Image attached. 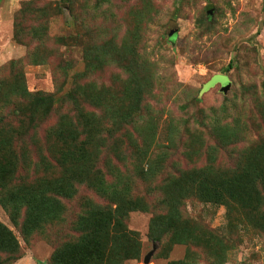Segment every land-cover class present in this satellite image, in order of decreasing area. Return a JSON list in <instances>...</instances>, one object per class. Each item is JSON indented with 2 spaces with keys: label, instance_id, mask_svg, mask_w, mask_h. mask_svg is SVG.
<instances>
[{
  "label": "rangeland",
  "instance_id": "374dc122",
  "mask_svg": "<svg viewBox=\"0 0 264 264\" xmlns=\"http://www.w3.org/2000/svg\"><path fill=\"white\" fill-rule=\"evenodd\" d=\"M99 1L0 0V223L23 254L14 264H48L79 236L83 213L111 207L115 193L146 208L124 221L134 242L108 233L138 251L123 264H264V0ZM26 2L59 6L47 18L50 41L29 21L14 39ZM70 35L83 46L55 41ZM73 151L106 194L62 183L75 195H51L52 224L24 238L30 199L12 192L56 184ZM199 172L206 186L228 178L227 205L186 190L178 211L189 223L178 226L188 241L150 240L152 217L168 214L160 188Z\"/></svg>",
  "mask_w": 264,
  "mask_h": 264
},
{
  "label": "trees",
  "instance_id": "16d2710c",
  "mask_svg": "<svg viewBox=\"0 0 264 264\" xmlns=\"http://www.w3.org/2000/svg\"><path fill=\"white\" fill-rule=\"evenodd\" d=\"M102 2L107 1H99L96 6L101 5ZM59 9V6L54 7V4L51 2L43 5H38L35 2L22 3L21 8L15 15L14 39L19 38L21 35L19 33L23 31L21 26H23V24L25 25L26 21H29V24L31 25L36 24L33 26L34 28L36 27V30L34 31L35 36L44 39L46 42L50 41L51 39L50 37L48 38L47 35L49 24L47 18L52 11ZM31 29L34 30L32 27ZM69 40L77 46H83L82 38L78 35L55 38V41L62 46L69 45ZM232 67L233 62L228 65L227 70H230ZM30 106L31 108L33 106V109L36 108L34 101L30 103ZM20 111L25 112L23 109H20ZM68 158L62 157L60 165L63 164L68 166L67 168L70 174L63 176L61 180L53 186L45 187L42 191H36V189L31 188L25 191L17 190L12 192V195L18 194L24 197L28 196L30 199L27 201V221L20 229L24 238H27L26 235H29V230L32 229V227L41 230L45 225L52 224V220L55 218V211L59 208V203L54 200L51 195L57 194L67 197L75 195V191L73 190L66 191V187L60 188L62 183H70L74 181L77 184H82L85 182L83 184H88L87 186L94 189L98 195L106 194L104 180L102 179V176L97 174L98 172H96L97 179L84 176V172L78 166L79 163H83L82 157H76V153L73 151L71 157ZM208 164L211 165L213 162L210 161ZM262 166L263 164L261 167ZM91 171L92 168L90 167L89 173ZM1 176L2 174H0V181L3 182ZM212 180H214L215 183L208 185L214 187L212 190H209L208 186L205 185L204 177L200 172L193 178H176L175 181L173 180L172 185L162 186L160 189H163V193L166 194L162 204L167 208L166 210H168V214L166 215L167 217H160L159 215L152 217L150 222V240L160 242L163 236L168 234L170 235L169 240L171 244H185L188 241L184 233L185 229L178 226V223L180 225H186L189 223L187 218L180 215V212L178 211L181 201L185 199V196L188 194H184L186 190H192L197 187V189L194 190H197L200 193H205L204 197H202L203 200L211 203L216 202L227 205L226 200L230 190L228 189L230 187V184H228V178H226V180L220 179L219 181H216L215 179ZM96 184L98 185L96 186ZM69 187L70 186L67 188ZM231 187L233 186L231 185ZM201 188H203L204 192H201ZM34 193L39 194V198L36 197V194ZM113 196L114 197H111L112 199L110 198L109 200L111 202V207L104 206L98 208L91 214H87V211L83 213L74 226L75 230L79 232V236L72 242L63 243L61 246L55 248L49 258L48 264H123V261L135 259L137 257L138 251L130 250L125 243L119 244L117 239L113 238L111 239V243H109L108 233L110 230L117 229L121 232L120 235L122 240L125 238L129 239V242H134L133 236L135 233L126 228L124 221H126L130 212L146 208L143 207V205H140L137 200L132 201L122 198L119 193H115ZM208 196H213V199H208ZM15 197L17 198L18 196L9 199L8 203H14L16 200ZM30 201H33L35 205H32ZM162 219H166L165 221L168 222L170 220L171 224L166 229L158 231L157 229L160 226L158 221ZM166 224L167 223H165V225ZM0 253L7 256L6 259L0 261V264H14L23 258L17 239L2 223H0ZM104 255L106 256V259L105 262H102L100 256ZM115 256L120 259L116 261Z\"/></svg>",
  "mask_w": 264,
  "mask_h": 264
},
{
  "label": "water",
  "instance_id": "95a60500",
  "mask_svg": "<svg viewBox=\"0 0 264 264\" xmlns=\"http://www.w3.org/2000/svg\"><path fill=\"white\" fill-rule=\"evenodd\" d=\"M171 34H173V33H171ZM228 87H229V84L227 83V84H225V85L223 86V89H224V90H227ZM149 257H150V255H148V256L145 258V263H148Z\"/></svg>",
  "mask_w": 264,
  "mask_h": 264
}]
</instances>
